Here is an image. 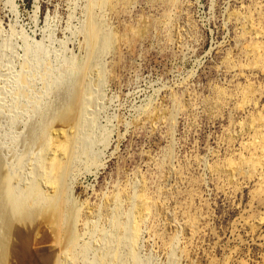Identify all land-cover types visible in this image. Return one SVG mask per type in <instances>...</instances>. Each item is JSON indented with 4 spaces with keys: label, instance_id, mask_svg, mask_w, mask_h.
<instances>
[{
    "label": "rangeland",
    "instance_id": "obj_1",
    "mask_svg": "<svg viewBox=\"0 0 264 264\" xmlns=\"http://www.w3.org/2000/svg\"><path fill=\"white\" fill-rule=\"evenodd\" d=\"M11 239L8 264H264V0H0V264Z\"/></svg>",
    "mask_w": 264,
    "mask_h": 264
},
{
    "label": "bare ground",
    "instance_id": "obj_2",
    "mask_svg": "<svg viewBox=\"0 0 264 264\" xmlns=\"http://www.w3.org/2000/svg\"><path fill=\"white\" fill-rule=\"evenodd\" d=\"M84 97V96H83ZM81 99H82V97H81ZM84 99V98H83ZM85 100V99H84ZM86 104H87V101L85 102ZM84 103V104H85ZM85 104V105H86ZM55 117H58V116H55ZM59 118V117H58ZM80 136V135H79ZM77 138H78V136H77ZM37 143V142H36ZM77 141H74V143L72 144V146H71V149L72 150H70V156H71V159H72V157H73V155L75 154L74 152L76 151V146H78L77 145ZM35 143H33V145H34ZM78 149V148H77ZM73 160V159H72ZM68 173V172H67ZM70 174V173H69ZM68 176V175H67ZM68 178V177H67ZM67 190V189H66ZM36 193V192H35ZM65 193V192H64ZM70 196V195H69ZM71 207H72V205H71V201H69V199L66 197V194H64V197L63 198H60V199H58V200H56L54 203H52L50 206H49V208L48 209H53L54 210V212H55V217H56V219L58 220V221H64V220H66L67 218H69L70 216H71ZM48 209H47V211H48ZM20 211V210H19ZM42 213H43V211H42ZM41 213H39V212H34L33 214H30V213H27V214H25V213H21V212H18V221H17V226L18 227H16V229L12 232V233H14L15 235H17V237L19 236V232L20 231H18L20 228H19V225L22 223V222H28V221H31L32 220V218L33 217H35V216H38V215H40ZM54 217V216H53ZM22 230V229H21ZM12 238V237H11ZM14 238V237H13ZM28 243V242H27ZM27 243L25 244V245H27ZM24 245V244H23ZM22 245V246H23ZM14 247H16L15 246V243H14V240L13 239H11V244H10V248H9V250H8V252L6 253V255H5V258H3V264H8V262L9 261H11L12 260V254H13V251H14ZM17 248V247H16ZM22 248H24V247H22ZM16 250V249H15ZM14 252H17V251H14ZM19 254V253H18ZM13 255H15V254H13ZM21 255H23V254H21ZM21 255H19V256H21ZM17 256V255H16ZM19 258V257H18ZM115 258V257H114ZM116 259H118V258H116ZM116 261V260H115ZM10 263V262H9Z\"/></svg>",
    "mask_w": 264,
    "mask_h": 264
}]
</instances>
